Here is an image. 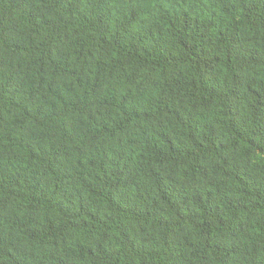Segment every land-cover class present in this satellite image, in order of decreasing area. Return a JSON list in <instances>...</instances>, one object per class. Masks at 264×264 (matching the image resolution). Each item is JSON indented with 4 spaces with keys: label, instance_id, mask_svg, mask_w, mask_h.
I'll list each match as a JSON object with an SVG mask.
<instances>
[{
    "label": "trees",
    "instance_id": "16d2710c",
    "mask_svg": "<svg viewBox=\"0 0 264 264\" xmlns=\"http://www.w3.org/2000/svg\"><path fill=\"white\" fill-rule=\"evenodd\" d=\"M0 264H264V0H0Z\"/></svg>",
    "mask_w": 264,
    "mask_h": 264
}]
</instances>
